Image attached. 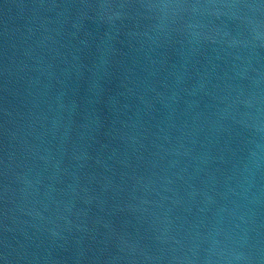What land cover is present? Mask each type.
Instances as JSON below:
<instances>
[{"label": "water", "instance_id": "1", "mask_svg": "<svg viewBox=\"0 0 264 264\" xmlns=\"http://www.w3.org/2000/svg\"><path fill=\"white\" fill-rule=\"evenodd\" d=\"M0 264H264V0H0Z\"/></svg>", "mask_w": 264, "mask_h": 264}]
</instances>
